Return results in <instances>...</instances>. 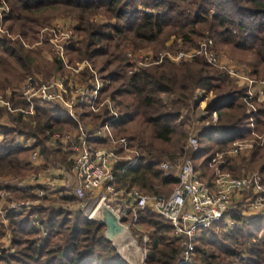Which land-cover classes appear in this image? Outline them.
Wrapping results in <instances>:
<instances>
[{"label":"trees","instance_id":"16d2710c","mask_svg":"<svg viewBox=\"0 0 264 264\" xmlns=\"http://www.w3.org/2000/svg\"><path fill=\"white\" fill-rule=\"evenodd\" d=\"M12 12L3 20L10 34L20 39H0V85H17L32 73L48 78L52 72L66 70L63 62H46L42 52L48 48H31L36 43V28L41 27L37 14L49 9L65 7L76 12L81 26L76 30L84 35L80 47L72 43L66 51L68 66L85 60L98 63L105 82L89 107L76 110L80 123L95 126L110 125L116 138L125 137L139 154L138 163L127 169L115 168L118 188L135 187L146 195H160L156 187H176L177 181L166 175L160 165L174 161L187 142L193 116L194 91L213 93L215 101L206 108L209 118L217 114V124L203 127L197 138L200 145L193 153L199 161L202 179L211 181L209 163L216 152H222L236 142L264 133V101L256 104L254 113H246L247 88L236 84L224 69L210 65L196 57L192 62L178 65L164 60L146 65L140 72L127 75L130 64L123 60L125 45L132 49L152 45L155 54L162 50L172 53L188 51L207 40L213 42L212 51L229 49L250 58L252 80L264 78V0H3ZM102 13L115 23L92 25L85 17ZM176 43L165 44L169 38ZM202 43V44H201ZM155 46V47H154ZM177 48L173 50L174 48ZM175 94L168 106L161 96ZM118 106V116L110 121L105 100ZM13 109H25L18 96L11 98ZM254 104V105H255ZM186 112V115H182ZM3 110L0 109V119ZM182 118V119H181ZM206 117H199L198 123ZM11 126L0 123V178L12 175L21 180L38 170L26 161L39 149L45 161L52 157L64 161L59 150L46 148L51 135L73 132L76 122L66 111L53 105L37 108L34 115L22 119L19 113L10 116ZM33 139V145L13 147L16 138ZM91 143L94 142L90 139ZM237 175L240 170L260 172L264 179V143L256 144L247 157L226 159L219 166ZM210 171V173H209ZM209 175L207 178H205ZM239 176V175H238ZM9 200H37L35 189L6 188ZM170 192L164 194L168 195ZM163 195V194H162ZM65 204H77L74 198L43 199L29 212L6 215L11 231L14 253L3 257V264H126L113 244L104 237V225L88 221L82 215H70ZM54 205L56 207H54ZM34 216L47 233L34 226ZM238 218V217H237ZM137 225L150 230L144 264H177L180 244L172 235V226L143 209ZM220 224L209 230H199L194 240V256L190 264H264V220L254 219L241 230L223 233ZM5 227L0 222V240Z\"/></svg>","mask_w":264,"mask_h":264},{"label":"built area","instance_id":"2783aa9c","mask_svg":"<svg viewBox=\"0 0 264 264\" xmlns=\"http://www.w3.org/2000/svg\"><path fill=\"white\" fill-rule=\"evenodd\" d=\"M3 2V0H0ZM1 4V3H0ZM5 12V11H4ZM65 42L58 45L55 39L51 52L55 59L63 62L67 69L68 59L66 51L74 42V34L71 31L61 29ZM1 38V37H0ZM213 42L207 40L201 45V49L178 51L177 53L140 51L128 54L131 65L129 75L140 72L143 64L161 63L168 60L173 64L192 62L194 58L202 56L206 63L225 69L237 85L247 88V100L264 101V80L256 81L245 77L244 83H240V71L237 67L223 61V58L214 53ZM50 58V57H48ZM52 61L53 59H48ZM79 65V64H78ZM79 65L74 72H80ZM133 67V68H132ZM101 86L99 83L88 80L83 84L76 81H66L59 74L51 75L48 79L32 73L19 85L0 91V109L5 114L19 113L22 119L28 115H34L37 108L53 105L66 111L79 123L77 130L53 134L46 143V148L59 150L66 156L64 165L55 171V176H48L49 171L37 172L25 179H8L0 181V216L5 218L8 214H21L29 212L46 198L58 199L62 196L74 198L77 204H65L63 210L70 215L80 214L91 222L100 223V210L102 205L108 207L129 230L137 226V217L141 210L149 209L172 226V235L179 241L180 252L177 264H190L194 257V240L199 230H209L214 225L220 224L223 233L231 234L241 230L254 219L264 220V179L260 172H253L239 176H231L219 167L215 169L211 181L201 178L200 172L194 167L191 158L185 159L178 167L177 173L172 176L177 181L176 187L168 195H146L135 187H117L114 174L118 166L127 169L135 166L140 154L130 146L125 137L114 138L109 134L108 125H84L79 122L76 110L89 107L95 111L94 102ZM18 96L20 101L27 105L25 109H13L11 98ZM110 113L115 115V107L110 101H106ZM249 113V110H247ZM115 118L112 117L110 121ZM217 119L213 113V120ZM90 139L94 142L91 143ZM3 137L0 135V146ZM34 140L29 138H16L13 147H27L33 145ZM99 148H94L92 144ZM188 148L196 153L200 149L198 139H188ZM242 145L234 144L231 154H236ZM30 165L37 166L43 159L39 149L29 154ZM160 169L168 172L170 164L162 162ZM47 177H45V175ZM50 177V178H49ZM56 181V182H54ZM35 189L37 200H9L6 188ZM56 207V206H55ZM79 212V213H78ZM74 215V214H73ZM238 217V218H237ZM34 226L46 236V232L34 216ZM129 221L128 224L123 221ZM5 233L0 240V264L2 258L13 254L11 244L12 234L7 228V222H3ZM145 247L149 243L147 235L143 236ZM146 248L142 256V264L146 259Z\"/></svg>","mask_w":264,"mask_h":264},{"label":"rangeland","instance_id":"374dc122","mask_svg":"<svg viewBox=\"0 0 264 264\" xmlns=\"http://www.w3.org/2000/svg\"><path fill=\"white\" fill-rule=\"evenodd\" d=\"M0 3H1L0 4V37H1L0 39H10L11 41H14L16 39H20L22 44L24 45V47L28 48L29 46L26 44V41L24 39H21L19 35L10 34L9 31L3 26V20L7 15H9V13L12 12V8H11L10 4H8V2L3 1ZM37 18H39V20L41 22V27L35 29V31H36V35H35L36 43H34L31 46V48H41V47H43L44 44H47L48 48L42 52V57L46 62H52V61H49L48 59H55L53 57L52 52H51L52 44H55V42H53V41L55 39H57L58 45H62V43L65 42V39L63 40L64 35H63L61 29L71 31L74 34L75 40L73 43L77 45L76 47H80L81 43L85 41L84 35L81 33H78L76 31L78 29V27L81 26L80 17L76 12H73L70 9H66L65 7H56V8L49 9V10L45 11V13L37 14ZM85 20L90 22L92 25H107V24L115 23V21L113 19H109L107 16H105L102 13H96V14L89 15V16L85 17ZM165 45H166L165 46V48H166V47H172L174 45L178 46L179 44H177L175 39L172 37V38H169V40L166 42ZM152 47H153L152 45H141L138 48H136V50H135V49H132V46H130L129 43H126L125 52L122 56L124 63L126 61L127 63L131 64L132 66L135 65L136 63L139 64V62L131 63L130 62L131 59L128 58V54H135V53H138L140 51H144V52L145 51H151L152 53H155L154 50L152 49ZM175 49H177V48L175 47L173 50H175ZM216 51L223 58V61H228L230 63L238 65L240 67V69L242 71H244L245 74L247 75V77L249 78L248 73H251L253 71L252 62L250 61V58L242 57L237 52L234 53L231 50L229 51V49H217L216 48ZM160 52H170V50L166 49V50H162ZM48 57H50V58H48ZM198 58L199 59L201 58L203 60L202 56H199ZM101 63H102V60H98V63L95 64V63H92L91 61L84 59L83 61L78 62L76 64V66H71V67L69 66L70 69L66 68V70H64V71L52 72L49 75V77L51 75L59 74L60 76L64 77L66 79V81H69V82L76 81L79 84H83V83L87 82L88 80H92L94 82L97 81V83L100 84L101 89H102L106 85L107 81L105 82V80L103 78V74L100 72L99 68L102 66ZM78 64L79 65H85V66H83V68L80 66L81 70L79 73L76 74L74 72V70H76L78 68V66H79ZM140 64L142 65L140 67V70H142L146 66V64H143V63H140ZM175 65H178V64H175ZM218 68H220V67H218ZM221 69H223V68H221ZM242 73H240V75H242ZM35 74H38V73H35ZM38 75L42 76L41 74H38ZM127 75L130 76L128 74V69H127ZM48 78H44V79H48ZM259 79L260 80H256V81L264 80L263 77L259 78ZM17 85H19V84H17ZM17 85H8V86L0 85V91L4 92L6 89L17 86ZM176 98H177V96L175 94H172L170 96H167V95L161 96L162 102L168 106ZM215 98L216 97L213 93L207 94L206 92H204L202 90H195L194 91L193 103H194V107H196V106L197 107L194 108L195 110H193V116L191 117V125L189 126V129H188L187 142H186V145L183 149V152L174 161H169V160L163 161V162H168L170 164L169 171L164 172L166 175L174 176L178 171L179 165L185 159H188V158L192 159L193 152H191V149L188 148V146H187L188 145V139L191 137L197 138L199 131L202 130L203 127H206V126H209L212 124H217L218 119H216L214 121L213 120V114H212V117L209 118V114L206 112V108L208 107V105L210 103L215 101ZM105 101H110L114 105L115 115L112 113H110V114L112 115V117L115 116V118H116L118 116V106L116 105L115 102L111 101L109 98ZM255 103L259 104V103H263V101L259 102V101L255 100ZM255 103L247 100V104H246L247 105L246 106L247 115L251 116L254 113V111H255L254 109H256ZM247 110H249V113L247 112ZM4 112L5 111L3 110V117L0 119V123L7 125V122L10 121V116L13 114L7 115ZM182 115L183 116L186 115V112H184V114H182ZM200 116L206 117V118L204 121L198 123L197 119ZM84 125H93V124H84ZM93 126H95V125H93ZM108 131L112 137L116 138L113 135V132L111 130L110 125L108 126ZM263 143H264V133L259 135V136L258 135L252 136L251 138H248L247 140H244V141L236 142L235 143L236 145H239V144L242 145L240 150L238 151V153H236L235 155L230 153V151L234 148V144L222 152H216L213 156V159L209 163L208 170L212 171L213 177H214L215 169L217 167H219L221 164H223V162L226 163V159H234L236 157H241V156L247 157L254 145H256V144L261 145ZM92 146L94 148H99L96 143L92 144ZM65 160H66V158L64 159V161H61L62 165H64ZM193 163H194V167L197 170V167L199 165V161L193 160ZM198 171L200 172V175L203 174V172L201 170L198 169ZM223 172H226L229 175L234 176L228 171L223 170ZM255 172H257V171H255ZM209 173H210V171H209ZM249 173H253V171L247 172V171L242 169L235 176L243 175V174H249ZM208 176L209 175L207 174V176L205 178H207ZM12 177H14V176H12ZM15 179H16V177H15ZM203 180H205V179H203ZM156 190H158L160 195H162V194L164 195V194L170 192L171 188L170 187H160V186L158 187L157 186ZM50 199H55V198H50ZM54 207H55V205H54ZM73 214H72V216L76 215V213H73ZM80 215H82L81 211H80ZM123 223L128 224L129 221L124 220ZM129 232H130L131 237H132L131 239L135 242V244L137 245L136 247L139 250L137 252V254L131 248H129L128 251H125L122 253L119 250V248L116 246V244L113 246L116 249L117 254L126 262V264H142V261H141L142 256L141 255L143 254L144 249L146 248L144 246L145 243H144L143 236L147 235V237H148L150 230L146 227H142V226L137 225L136 227L129 228ZM13 253H14V251H13Z\"/></svg>","mask_w":264,"mask_h":264},{"label":"water","instance_id":"95a60500","mask_svg":"<svg viewBox=\"0 0 264 264\" xmlns=\"http://www.w3.org/2000/svg\"><path fill=\"white\" fill-rule=\"evenodd\" d=\"M100 224L104 225V237L115 245V241L123 235L126 227L120 222L118 217L105 205L100 208Z\"/></svg>","mask_w":264,"mask_h":264},{"label":"crops","instance_id":"0c3cea01","mask_svg":"<svg viewBox=\"0 0 264 264\" xmlns=\"http://www.w3.org/2000/svg\"><path fill=\"white\" fill-rule=\"evenodd\" d=\"M228 63L230 64V62H228ZM231 65L237 67L241 73L243 72L242 75H239V77H240V79H241V82H240V83H244V81H245L244 79H245V77L247 76V75L245 74V72L242 71L238 65L233 64V63H231ZM7 126H11L10 121L7 122ZM28 158H29V156L27 157L26 161H27V163L30 165V163H29V159H28ZM60 164H61V161H58V160L54 159V158L52 157V155H51V156L49 157V161L46 162L45 159H44V156H43V159L38 163L37 166H34V165H31V166L34 167L35 169H37V170H38V171H37L38 173H39V172H46V171H49L48 176L56 178V176H55V171H56V169L60 166ZM37 172H36V173H37ZM36 173H33V174H36ZM33 174H31V175H33ZM31 175H29V176H27V177H30ZM44 175H45V177H47L46 174H44ZM27 177H25V178H27ZM50 177H49V178H50ZM25 178H23V179H25ZM8 179H15V177H12L11 175L6 176V177H1V178H0V181H1V180H8ZM16 179H17V178H16ZM54 182H56V181H54ZM0 209H1V207H0ZM4 221L7 222L6 218H2V217L0 216V222L3 224V226H4V223H3ZM4 227H5V226H4Z\"/></svg>","mask_w":264,"mask_h":264},{"label":"bare ground","instance_id":"6f19581e","mask_svg":"<svg viewBox=\"0 0 264 264\" xmlns=\"http://www.w3.org/2000/svg\"><path fill=\"white\" fill-rule=\"evenodd\" d=\"M131 238L132 237H131V234H130L129 230L126 229V231L123 233V235L121 237H119L115 241L116 246L119 248V250L122 253L125 252V251H128L129 248H131L132 250H134L136 252V254L139 251L137 249V247H136L137 245L135 244V242Z\"/></svg>","mask_w":264,"mask_h":264}]
</instances>
